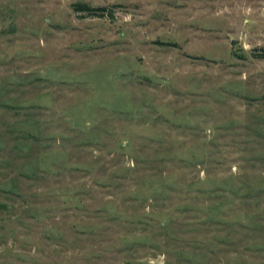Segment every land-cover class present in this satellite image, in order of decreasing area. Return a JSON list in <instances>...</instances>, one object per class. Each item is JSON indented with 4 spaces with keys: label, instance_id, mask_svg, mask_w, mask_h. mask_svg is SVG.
<instances>
[{
    "label": "rangeland",
    "instance_id": "rangeland-1",
    "mask_svg": "<svg viewBox=\"0 0 264 264\" xmlns=\"http://www.w3.org/2000/svg\"><path fill=\"white\" fill-rule=\"evenodd\" d=\"M0 264H264V0H0Z\"/></svg>",
    "mask_w": 264,
    "mask_h": 264
},
{
    "label": "trees",
    "instance_id": "trees-1",
    "mask_svg": "<svg viewBox=\"0 0 264 264\" xmlns=\"http://www.w3.org/2000/svg\"><path fill=\"white\" fill-rule=\"evenodd\" d=\"M76 10L86 12L88 14L99 15L100 12L105 11V8H91L87 4H76Z\"/></svg>",
    "mask_w": 264,
    "mask_h": 264
}]
</instances>
